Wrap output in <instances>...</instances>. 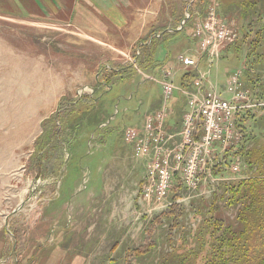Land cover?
Instances as JSON below:
<instances>
[{"label": "rangeland", "instance_id": "374dc122", "mask_svg": "<svg viewBox=\"0 0 264 264\" xmlns=\"http://www.w3.org/2000/svg\"><path fill=\"white\" fill-rule=\"evenodd\" d=\"M202 1L0 0V264H202L213 249L199 239L264 218V199L249 207L242 197L257 187L264 196V0H257L261 12L247 39L239 0H205L204 8ZM211 25L227 36L207 56ZM152 38L132 66L138 44ZM183 56L197 66L185 81L194 66ZM203 93L237 107L222 124L214 115L192 117L203 147L194 159L199 180L147 203L141 191L151 158L134 150L127 129L164 110V130L173 136L166 145L173 147L185 139L190 100ZM53 114L57 125L71 118L77 126L72 120L81 115L85 126L96 124L73 132L79 141L65 148L57 179L44 177L35 151ZM251 115L262 135L258 147L228 157L222 174L210 171L204 180V163H220L240 142L231 122ZM206 127L223 136L207 145ZM256 176L257 187L249 188L252 181L244 180Z\"/></svg>", "mask_w": 264, "mask_h": 264}, {"label": "trees", "instance_id": "16d2710c", "mask_svg": "<svg viewBox=\"0 0 264 264\" xmlns=\"http://www.w3.org/2000/svg\"><path fill=\"white\" fill-rule=\"evenodd\" d=\"M238 3L240 4V12L238 13L239 20H248V24L246 26L239 27L241 32L247 27L246 32L243 31L242 34L243 38L247 39L249 38V32L252 30L250 27H252L253 24L251 23L256 21L255 18L256 16L260 15L261 10L258 6L257 0H239ZM205 4L206 2L203 0L201 3L202 8L205 7ZM181 30L182 28L180 31ZM260 30L261 28H258L256 33H258ZM152 42L153 38L152 41L151 39H147L141 42V44H138L134 52V58L137 59L136 64L141 59L144 50L149 47ZM137 50H139L140 53H138ZM194 72L195 69L193 72H186V75H184L185 78L183 77V80L185 81L194 77ZM104 111L106 112L105 108ZM102 112V108L98 107L96 110L97 120L101 118ZM65 115L66 114L61 112V115H59V117H61V121L64 119ZM83 117L84 116L81 115L80 120H77L78 117L76 120H72V124L76 123L77 121V126L70 125L71 118H68L65 120V122H60V124L58 123L60 127H57L58 125L56 122H59V120L57 119L56 114H53L44 120L43 133L37 139L35 146L36 159L41 163V169L43 171L44 177L58 178L61 172L60 169L65 164V148L67 147L69 150L70 148L72 149V144L79 141L77 138L78 133L83 134L87 127H92L84 125ZM252 117H254V115L245 116L240 120H237L238 129L242 132V139L237 144L236 150H226L224 156L221 157V162L212 165L210 171H212L214 174H222L226 170V159L228 157H243L246 156L251 150H255V148L258 147L262 135L260 134V131H257L260 130V128L256 126L257 121ZM247 120H250V122L248 123ZM98 125L97 130L99 128ZM75 131H78V133L73 134ZM67 136L68 139L66 140ZM260 168V173L264 175V168ZM210 176L213 177L211 173ZM256 179L260 180V177L258 178L256 176L255 179L251 177L247 180H244V182L252 181L248 182L252 183L250 184L249 188H256L257 186H254V181ZM185 187L186 185L183 182L181 175L176 174L171 191H181ZM227 187L229 190H231V192L236 189V187L233 185H227ZM242 188L243 186L241 184L236 189L237 192L241 191ZM242 193V197H246L250 200V204L248 205L249 207L252 206L253 203L260 202L264 199V196L260 197L259 187L253 191L250 189L247 191L246 189L242 191ZM259 209V206H255L254 211L258 213ZM262 216H264V214H262ZM216 224L217 222L214 225ZM239 227L240 228L226 226L224 229H222V233H216V231H214L215 233L205 236L204 239H199L201 247L204 246L205 248L209 247L210 249H213L207 250L203 254V259L206 261L202 264H264V218L261 220H253L248 217V220H245L244 224ZM217 229H220V226H217ZM199 251H202L201 248ZM187 261L188 259L182 260L181 264H187Z\"/></svg>", "mask_w": 264, "mask_h": 264}, {"label": "built area", "instance_id": "2783aa9c", "mask_svg": "<svg viewBox=\"0 0 264 264\" xmlns=\"http://www.w3.org/2000/svg\"><path fill=\"white\" fill-rule=\"evenodd\" d=\"M209 10L210 14L212 13L211 17L214 18L216 9L209 8ZM209 34H212V36L205 40L203 48V50H205L204 53L207 56L212 54L210 51L213 47L224 43L226 41L225 36H227L224 29L217 30L214 29L212 25L207 28V32L205 30L204 36L206 35V37H209ZM235 40L236 37L234 41ZM137 52L140 53L139 50H137ZM183 60L185 65H193L196 70L197 66H195L196 61L194 58L185 56L182 61ZM131 61L132 65H135L137 59L133 57ZM172 87V84H167L166 86L168 90H171ZM240 95L241 94L237 92L236 96ZM198 99V101L196 99H191L189 102L195 115L190 113L186 116L188 119H185L184 131H182L183 139L185 138L184 141L182 140L181 142L175 143L173 147L172 145L171 147L166 145L167 140L171 139L173 136L170 135L167 137V133L164 130V110L148 116L142 128L137 129L134 126H130L127 129L126 137L131 142L134 150H136L138 154L140 153L141 155L149 156L151 158L148 165L147 181L144 182L141 191V198L147 203L158 204L165 200L172 190L176 174L181 175L183 182L187 186H195L199 180L194 159L196 158L198 160L203 147L198 148V143H200L199 135L195 132L198 122L195 123V118L192 117L199 116L210 120V116L214 115V120L222 124V119L227 118L229 120L233 112L232 110L237 107L233 106L231 102L223 100L219 96H213L211 93H203ZM237 120L238 119H234L231 122V133L234 131L236 141L238 140L237 142H239L242 139V132L238 129ZM213 131L214 129H209L207 131L206 127L202 133V138L207 135V145L216 138H221L223 136V132L214 136ZM204 141L205 140L203 139V142ZM202 161L203 160L198 161V163ZM211 163L212 162L210 161H206L201 169L200 173L204 180H207L210 176V170L212 167ZM212 181H214L213 178Z\"/></svg>", "mask_w": 264, "mask_h": 264}, {"label": "water", "instance_id": "95a60500", "mask_svg": "<svg viewBox=\"0 0 264 264\" xmlns=\"http://www.w3.org/2000/svg\"><path fill=\"white\" fill-rule=\"evenodd\" d=\"M189 16H190V14L188 13V16L182 21L181 27H182V25H183V24H184V23L190 18ZM181 27H180V28H181Z\"/></svg>", "mask_w": 264, "mask_h": 264}]
</instances>
